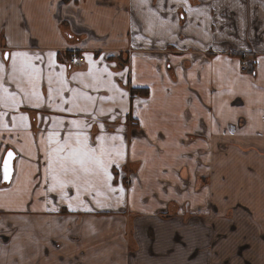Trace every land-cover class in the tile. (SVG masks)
<instances>
[{"label": "crops", "instance_id": "1", "mask_svg": "<svg viewBox=\"0 0 264 264\" xmlns=\"http://www.w3.org/2000/svg\"><path fill=\"white\" fill-rule=\"evenodd\" d=\"M73 49L81 61H68ZM9 52L44 63L30 61L33 74L22 57L15 72L0 59L15 94L0 92V156L14 152L0 179V264H264V0H77L70 12L0 0V56ZM73 119L93 136L98 122L110 134L126 124L136 154L129 145L114 170L116 191L93 177L70 210L35 181L48 135L75 131Z\"/></svg>", "mask_w": 264, "mask_h": 264}, {"label": "snow or ice", "instance_id": "2", "mask_svg": "<svg viewBox=\"0 0 264 264\" xmlns=\"http://www.w3.org/2000/svg\"><path fill=\"white\" fill-rule=\"evenodd\" d=\"M77 0H57V8L59 9L61 6H67V10L70 12L71 8L75 5ZM147 0H137V7H143ZM79 15V12L76 13ZM139 30V29H138ZM53 53H49L48 58V67L51 69L53 67V62L51 57ZM22 57L25 61L24 70L27 72H31L33 74H40L41 69L37 68L34 63L30 61L36 60L44 63V57L41 55H37L35 53L29 57L28 53H12L9 52L4 56H0V59H7L12 61V70L15 72L16 69V59ZM90 63L92 61V57H88ZM219 59V57H217ZM104 72L108 77H112L113 73L109 72L107 68L104 69ZM129 79L125 81V83H132L131 80V70H128ZM124 77L121 75V80ZM14 80V76H13ZM11 81L5 77L3 80H0V92H6L8 95L14 100L15 94L9 92L8 88L5 87V84H10ZM52 77H49V88L47 95L51 97L52 95ZM112 90L118 91L120 96L128 95L127 92L122 91L112 85ZM62 91V89H58L57 92ZM69 91H72L69 89ZM235 96V93L232 94ZM61 102L64 104H72L75 106L74 100H65L63 96L60 97ZM92 99V98H91ZM142 103V102H141ZM227 107L225 103L222 102L220 109H218L219 114L221 116L224 115V109ZM61 111H67L69 113L72 112V108H62ZM216 112L212 113L213 118L215 117ZM238 116L237 124L246 125L247 121L244 120L245 113H237ZM192 116H195V112L185 113L183 117L185 120L190 119ZM24 117H21L23 120ZM113 120L118 123L117 116H113ZM11 122L15 123V117L11 118ZM71 125L74 126L75 131L68 130L66 136H61L55 130L48 135L47 142L43 144L44 152H43V164L39 163L37 160V177H36V185L43 186L44 198L47 201L48 197L51 196L53 200L56 199L58 195L61 200L68 201V207L72 210L71 201L73 199L79 200L81 191H87L88 187L92 184L93 177L102 178L104 183L108 186L110 191H116L115 188L112 187L113 182L116 180V177L120 175L119 171H115V169L122 170L126 167V162L121 164V160H127L128 156V146L133 145L132 155H135L134 151V141L129 139L127 132V125H123L116 129L114 127V131L116 134H110L108 132L107 126L98 122L99 125V133L95 136L88 134L85 135L79 131V125L77 124V120L73 119L70 121ZM146 123V122H141ZM195 134H200L201 129L199 127L192 129ZM187 139V137H185ZM149 146H151V142L149 141ZM42 145H37V152L39 153ZM158 147V146H157ZM6 157L0 156V171H2V176L0 179L4 181H8L10 178V162L14 159V152L5 148ZM24 154L19 153V159L23 160ZM68 175H72L73 179L70 183H66L62 178ZM135 175V173H133ZM138 178V177H137ZM129 184L132 181L129 179ZM31 183V182H29ZM160 187H163L162 185ZM178 187L183 188L184 185L180 184ZM75 189L76 195H72V190ZM169 192L172 189H167ZM121 193L125 191L122 187L119 189ZM135 191V189H134ZM2 192V190H0ZM56 194V195H53ZM98 194V193H97ZM148 194V193H146ZM36 195L39 196L40 193L36 192ZM161 197H163V192H161ZM53 211H57V208H53ZM89 211L92 209L89 208Z\"/></svg>", "mask_w": 264, "mask_h": 264}, {"label": "built area", "instance_id": "3", "mask_svg": "<svg viewBox=\"0 0 264 264\" xmlns=\"http://www.w3.org/2000/svg\"><path fill=\"white\" fill-rule=\"evenodd\" d=\"M83 58L81 55H79L74 49L70 51L68 61L70 63H76L81 61ZM241 69H244V67H241Z\"/></svg>", "mask_w": 264, "mask_h": 264}, {"label": "trees", "instance_id": "4", "mask_svg": "<svg viewBox=\"0 0 264 264\" xmlns=\"http://www.w3.org/2000/svg\"><path fill=\"white\" fill-rule=\"evenodd\" d=\"M69 54H70V52H69ZM69 54H68V56H69ZM130 91H131V93H141L143 95L147 93V90L144 87H141V88L131 87Z\"/></svg>", "mask_w": 264, "mask_h": 264}, {"label": "water", "instance_id": "5", "mask_svg": "<svg viewBox=\"0 0 264 264\" xmlns=\"http://www.w3.org/2000/svg\"><path fill=\"white\" fill-rule=\"evenodd\" d=\"M10 150V149H9ZM4 157H6V153H4V155H3ZM1 164H2V162H1ZM10 169H11V172H10V177H11V173H12V161L10 162ZM1 176H2V171H1ZM9 180H10V178H9ZM8 180V181H9ZM8 181H4L3 179H1V182H8Z\"/></svg>", "mask_w": 264, "mask_h": 264}]
</instances>
